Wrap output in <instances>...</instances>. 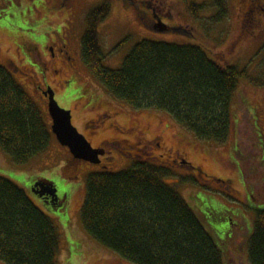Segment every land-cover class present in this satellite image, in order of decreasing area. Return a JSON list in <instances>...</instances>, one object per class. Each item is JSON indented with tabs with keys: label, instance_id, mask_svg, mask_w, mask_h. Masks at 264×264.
Instances as JSON below:
<instances>
[{
	"label": "rangeland",
	"instance_id": "1",
	"mask_svg": "<svg viewBox=\"0 0 264 264\" xmlns=\"http://www.w3.org/2000/svg\"><path fill=\"white\" fill-rule=\"evenodd\" d=\"M136 1H153V9L165 14L164 21L174 26H191V35L162 34L148 29L138 20L136 8L126 6L123 0L80 3L78 0H0V65L24 88L52 132L48 151L26 165L15 164L0 150V176L25 191L32 203L56 225L60 234L58 264H110L111 258L118 257L86 233L81 219L89 175L126 170L135 159H147L160 166L162 153L178 152L189 164L168 165L174 173L164 178V182L176 187L195 211L221 251L223 264H250L256 211L264 210V198L259 195L262 190L256 187L264 185L263 149H258L260 145L264 148V41L243 43L238 53L220 56L217 49L227 47L219 49L211 44L212 39L201 27L200 15L204 16V12L197 17L190 15L183 0ZM102 3L111 6L110 14L98 27L103 64L107 68H120L131 48L148 39L180 45L203 44L216 61L247 70L250 76L239 80V96L233 99V123L227 143L199 141L167 113L137 111L113 98L91 76L82 59V38L87 14ZM220 29L219 26L217 32ZM64 43L75 61H62ZM25 44L40 49L44 64L55 61L52 70L30 57ZM252 78L263 84L252 83ZM38 85L55 91L58 104L71 111L73 124L93 145L106 142L104 146L109 151L105 156L110 158L102 163L105 168L76 159L59 142L52 131L49 99ZM90 118L96 122L90 123ZM245 137L249 151H235V141ZM131 152L135 153V159ZM40 179L55 185L62 206L49 205L33 191ZM254 187L259 189L253 193Z\"/></svg>",
	"mask_w": 264,
	"mask_h": 264
},
{
	"label": "trees",
	"instance_id": "2",
	"mask_svg": "<svg viewBox=\"0 0 264 264\" xmlns=\"http://www.w3.org/2000/svg\"><path fill=\"white\" fill-rule=\"evenodd\" d=\"M123 1L136 8L138 20L150 30L191 35V26L164 21L165 14L153 9V1ZM183 1L196 17L203 9L215 7L212 0L202 3L201 8L197 0ZM217 3L226 6L223 0ZM110 11V4L102 3L86 17L82 59L91 76L113 98L137 111L167 113L197 140L227 143L233 99L239 96V80L250 76L247 70L216 61L203 44L148 39L131 48L120 68H107L98 27ZM207 23L214 25L212 20ZM24 46L30 53V47ZM51 138L37 105L0 65V150L15 164L26 165L48 151ZM129 154L134 158L135 153ZM173 173L164 165L135 159L126 170L90 174L81 209L86 233L118 259L132 264H223L221 251L195 211L176 187L164 182ZM39 181L55 188L52 182ZM56 199L53 197L55 208L59 207ZM59 248L60 234L54 222L25 191L0 176V262L58 264ZM249 261L264 264V210L256 211Z\"/></svg>",
	"mask_w": 264,
	"mask_h": 264
},
{
	"label": "flooded vegetation",
	"instance_id": "3",
	"mask_svg": "<svg viewBox=\"0 0 264 264\" xmlns=\"http://www.w3.org/2000/svg\"><path fill=\"white\" fill-rule=\"evenodd\" d=\"M83 0H78V2H82ZM209 0H199V5L201 8V4L205 3ZM215 2V7H212L209 11L206 9H203L200 13L204 12V16L200 15L201 19V27L205 30L206 35L208 36L211 44L215 45V48H221L222 46L227 47L225 50L219 51L217 49L216 54L220 56H229L233 55L239 52L240 46L243 43H253V42H261L264 41V0H223L226 3L225 8H222L220 4L217 3L218 0H212ZM146 2L142 1L141 3ZM209 14V15H207ZM148 18L152 17V14L147 16ZM212 20L214 25H209L207 21ZM219 26L221 29L217 32ZM229 29L231 30V33H229ZM28 47H30V56L35 58L37 61H41L43 65H46L52 70V67H54L55 61H53L50 65L44 64L41 60V52L40 49L34 45V44H26ZM67 43H64L61 46L63 56H65L62 61L63 62H69L75 61L74 55L72 54L71 50H68ZM55 55V54H54ZM57 71V70H56ZM58 73V72H57ZM45 75V73H42ZM38 89L41 90V92L45 93V96L48 97L47 93L50 91V87L46 86L43 87L41 85H38ZM54 91V90H53ZM55 93V91H54ZM104 115V112L101 113ZM108 114V113H106ZM98 119V118H97ZM90 123L94 124L96 120L94 118H90L88 120ZM87 122V123H89ZM88 132V131H87ZM86 136V134L84 133ZM87 137V136H86ZM88 138V137H87ZM248 138H243L235 141V151H240L241 153H245V150L249 151V143L247 142ZM106 142H101L100 145L93 147L103 149L105 152L109 151L108 146H104ZM107 144H110L109 142ZM157 145L161 146V143H158ZM263 149V156H264V148L258 146V149ZM247 153V152H246ZM110 154V153H109ZM104 155H100L101 163L98 165H101L103 168H105V165L103 166L105 160H109L108 157H104ZM161 157V164L169 167L168 165H179L182 166L183 164H186V159L181 156L178 152H175V154H167L162 153L160 155ZM114 159V158H113ZM106 163V162H105ZM189 163V162H188ZM264 167V165H263ZM200 173H202V170L200 169ZM244 177V176H243ZM225 184L229 185L227 181H223ZM231 185V183H230ZM229 185V186H230ZM259 187L261 191V194H259L262 198H264V185L256 186ZM255 188L252 189V192L258 191ZM256 190V191H255ZM249 191V196L252 195ZM44 202L49 203V205L54 204L53 197L49 194H45L43 197H40ZM59 202V207L62 206L61 200L58 198L56 199V203ZM110 264H128V262L120 260L118 258H111Z\"/></svg>",
	"mask_w": 264,
	"mask_h": 264
},
{
	"label": "water",
	"instance_id": "4",
	"mask_svg": "<svg viewBox=\"0 0 264 264\" xmlns=\"http://www.w3.org/2000/svg\"><path fill=\"white\" fill-rule=\"evenodd\" d=\"M160 28L165 29V25L159 24ZM49 96V111L53 120L52 131L59 142L67 146L76 159L86 160L93 164L101 163L100 155H104L103 149L94 148L87 137L80 133L74 126L71 111L63 109L55 99V93L52 89L47 93ZM33 191L43 197L49 194L52 197L57 196V189L46 186L38 181L33 186Z\"/></svg>",
	"mask_w": 264,
	"mask_h": 264
}]
</instances>
